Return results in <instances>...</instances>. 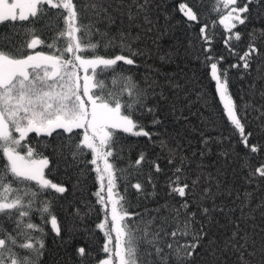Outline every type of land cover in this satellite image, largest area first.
Instances as JSON below:
<instances>
[{
  "label": "snow or ice",
  "instance_id": "snow-or-ice-1",
  "mask_svg": "<svg viewBox=\"0 0 264 264\" xmlns=\"http://www.w3.org/2000/svg\"><path fill=\"white\" fill-rule=\"evenodd\" d=\"M203 3L182 0L164 19L176 11L182 15L189 33L185 58H194L214 82L222 115L245 150L240 185L227 179L229 150L219 153L224 163L215 174L207 164L214 146L232 136L201 134L199 149L186 155L176 137L158 130L164 114L190 123L184 113H195L187 81L164 75L161 84V73L151 66L143 81L131 74L150 55L141 42L156 44L163 35L153 0H0V264H41L45 226L61 235L45 198L68 191L49 178L53 157L79 175L96 174L93 195L103 213L97 228L107 254L98 264H264V195L257 197L264 193V144L251 143L253 133L246 131L255 122L264 133V0H210L208 22L197 10ZM253 19L260 28L241 30ZM220 42L227 56L216 54ZM117 47L121 54H106ZM229 57L236 62L225 68ZM232 69L247 81L238 99L231 90ZM124 136L143 137L160 153L150 160L141 151L127 169H119ZM160 159L171 173L167 198L130 211L128 186L138 199L158 196L153 173L166 174ZM145 165L151 193L139 181L126 180L122 194L117 180L143 173ZM37 215L40 223L34 222ZM77 252L81 258L88 254L83 247Z\"/></svg>",
  "mask_w": 264,
  "mask_h": 264
},
{
  "label": "trees",
  "instance_id": "trees-1",
  "mask_svg": "<svg viewBox=\"0 0 264 264\" xmlns=\"http://www.w3.org/2000/svg\"><path fill=\"white\" fill-rule=\"evenodd\" d=\"M179 2H182V0H153V14L159 17L160 31L163 35L156 44L152 40L141 42L140 47L150 49V55L141 60V67L138 70L133 69L131 74L137 80L143 81L145 75L148 74L146 73V69L151 66L153 71L159 70L161 73V84L165 83L163 79L164 75L177 76L182 81H187L188 87L192 90L191 99L193 103L191 112L195 113L194 115H190L188 111H185L184 115L189 117L190 123L186 124L183 120L176 122L171 115L164 114L162 115L163 126H158V130L168 137H176L183 144L185 154L191 155L193 151L200 147L199 140L201 134L206 137L222 138L232 136V130L227 124L226 118L222 115V106L219 104L218 97L215 94L214 82L205 77L204 70L194 58H185L184 48L189 33L184 23H182V15L176 11L168 22L165 23L164 17L172 11L174 6H178ZM208 8H210V0H204V3L197 8L202 13V22H208L210 18L207 12ZM0 27H3V25H0ZM260 27L261 23L253 19L246 29L244 26H241V30L247 32L252 28ZM48 35L52 36L55 33L52 32ZM220 39V36L217 35V40L219 41ZM48 42H51L50 39ZM215 47L217 55L224 54L227 56L222 42L217 43ZM45 50L47 51V49ZM177 51L180 53L179 56L174 55ZM242 51L243 49H241ZM106 54L108 56H115L121 54V52L117 47L109 50ZM123 54L128 55L127 52ZM161 57H164V59L162 60ZM235 62V59L229 57L223 61V67L227 68L229 64ZM122 67L127 70L130 66L123 65ZM229 78L231 90L238 99L239 95L242 94L241 89L247 91V81L240 80L235 69L230 71ZM105 83L111 87L109 74H105ZM198 94H206V98L199 99ZM246 131L253 133V137L250 140L251 143L260 142L264 144V133L260 131L255 122H252L246 128ZM154 139L157 138L154 137ZM237 141L238 136H232L231 140L225 139L223 143L216 144L213 148V155L208 158L207 164L209 171L215 174L216 170L224 163V158L220 157L219 153L229 150L230 155L228 159L230 163L227 169V179L231 183L234 178L235 183L240 185L244 175L240 166L244 161L245 150ZM121 144L124 145V151L121 154L123 158L116 161V166L119 169H127L129 162L134 161L141 151L147 153L150 160L156 159L157 154L160 153L158 147L153 148L143 137L124 136ZM233 145L236 146L235 151H231ZM46 154L50 155V151L46 152ZM90 158V155L86 157V159ZM261 158L264 159V153L261 154ZM159 162L165 168L166 174L153 173L158 196L155 199L151 196H148L146 199L144 197L138 199L135 189L128 186L126 195L133 205L130 211H143L145 207L153 208L156 206L157 201L163 202V199L167 198L164 196V185L167 175H171V173L167 171L166 160L160 159ZM252 163L256 165L258 161L254 159ZM50 167L53 171L49 178L54 182L64 184L68 188V191L63 197L57 199L45 197L51 201L52 210L57 216L62 231L60 236H56L51 231L50 224L45 226V248L41 257V264H98V261L105 258L107 254L102 252L105 242L104 235L97 228V224L103 220V213L97 211L100 205L96 204V197L93 195L99 188L95 180L96 174L95 172H86L85 175H79L76 168L66 169L63 162L57 161L54 157L52 158ZM91 167V165H79V168L82 169H90ZM233 169H235V172H233ZM149 171V166L145 165L143 173L118 179V190L122 194H125L126 180L131 183L139 181L145 185L146 192L151 193L152 187L146 183V175ZM117 176H120L119 172ZM261 195H264V193H257V197ZM53 196H58V194L53 193ZM78 209L80 210V214L76 215ZM89 209L92 210L89 211ZM34 222L40 223L38 215L34 217ZM256 223H260L258 213ZM80 247L85 248L86 253H88L83 258L77 252V249Z\"/></svg>",
  "mask_w": 264,
  "mask_h": 264
},
{
  "label": "rangeland",
  "instance_id": "rangeland-1",
  "mask_svg": "<svg viewBox=\"0 0 264 264\" xmlns=\"http://www.w3.org/2000/svg\"><path fill=\"white\" fill-rule=\"evenodd\" d=\"M17 11H19V10H17ZM99 186V185H98Z\"/></svg>",
  "mask_w": 264,
  "mask_h": 264
}]
</instances>
